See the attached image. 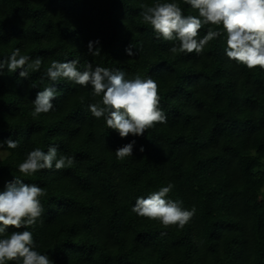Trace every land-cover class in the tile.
Returning <instances> with one entry per match:
<instances>
[{"label": "trees", "instance_id": "16d2710c", "mask_svg": "<svg viewBox=\"0 0 264 264\" xmlns=\"http://www.w3.org/2000/svg\"><path fill=\"white\" fill-rule=\"evenodd\" d=\"M166 2L198 16L184 0H0V60L17 48L42 59L27 78L21 69L0 75V191L19 177L47 193L42 223L0 239L30 231L33 250L53 264H264V70L230 60L226 36L200 55H173L179 42L157 39L139 15L142 3ZM97 40L101 54L93 56L88 44ZM71 60L80 71L91 63L155 80L167 122L121 138L88 110L101 100L91 86L65 79L53 85V110L33 119L32 102L51 84L47 68ZM8 139L19 146L8 149ZM133 139V156L117 159ZM52 145L75 158L72 167L19 172L29 152ZM169 183L166 199L196 208L183 229L131 210Z\"/></svg>", "mask_w": 264, "mask_h": 264}, {"label": "clouds", "instance_id": "9594fccd", "mask_svg": "<svg viewBox=\"0 0 264 264\" xmlns=\"http://www.w3.org/2000/svg\"><path fill=\"white\" fill-rule=\"evenodd\" d=\"M184 3L196 10L198 16L183 15L181 7L175 2L140 5L142 22L152 27L157 39L162 37L165 41L179 42L169 49L173 55L193 52L200 55L210 41L226 36L225 53L230 60L250 70H264V0H184ZM205 26H208L206 35L198 38ZM95 44H99V41H90L88 50L91 55L99 56L101 52L99 48H94ZM133 48V45H129L125 49L127 55H135ZM78 62L52 61L45 74L51 84L39 91L32 102L33 119L53 110V100L58 95L53 85L65 79L80 86H91L92 95L101 97V100L89 104L88 110L96 119L103 117L107 128L118 132L121 138L143 136L148 129L167 122V116L160 108L159 88L155 80L141 79L139 76L128 80L119 69L113 71L98 65L93 67L91 63L80 71L77 69ZM41 65V58L21 55L17 48L6 59L0 60V75L5 68L9 73L21 69L19 76L27 78L30 72L39 71ZM4 143L8 149L19 146L18 140L8 139ZM135 144L136 140L133 139L118 148L115 151L117 159L133 156ZM139 151H144L143 146ZM74 162L72 156H58V146L52 145L47 152L40 148L29 152L18 170L24 176H32L45 169L70 168ZM173 187L169 183L147 198L138 197L132 212L149 220H158L164 228L183 229L194 216L196 208L184 209L182 201L166 199ZM46 194L44 188L34 183H24L19 177L6 183L4 190L0 191V236H5L10 228L19 230L34 227L38 221L42 223L44 209L40 197ZM33 249L32 232L12 231L0 239V264L11 261L18 264H53L47 255Z\"/></svg>", "mask_w": 264, "mask_h": 264}]
</instances>
